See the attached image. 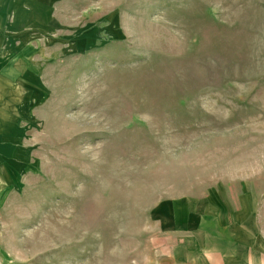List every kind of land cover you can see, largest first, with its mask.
I'll return each mask as SVG.
<instances>
[{"label":"rangeland","instance_id":"1","mask_svg":"<svg viewBox=\"0 0 264 264\" xmlns=\"http://www.w3.org/2000/svg\"><path fill=\"white\" fill-rule=\"evenodd\" d=\"M0 26V264H203L221 211L264 264V0H0Z\"/></svg>","mask_w":264,"mask_h":264},{"label":"crops","instance_id":"2","mask_svg":"<svg viewBox=\"0 0 264 264\" xmlns=\"http://www.w3.org/2000/svg\"><path fill=\"white\" fill-rule=\"evenodd\" d=\"M4 35H2V28L0 26V48L4 43L3 39ZM9 41L7 46H9ZM13 68L9 69V72L0 71V127H9L10 123L13 121V117L16 112V102L18 100L25 99L24 89H22L23 95L22 98L18 96L20 89H18L15 80L17 79V73L15 72V64H13ZM11 81V82H10ZM25 88V87H24ZM1 143H9L7 141H1ZM0 159L6 160L7 150L2 151L0 149ZM7 161V160H6ZM1 174V171H0ZM224 211L214 213L209 216L203 214V264H208V258L216 257V260L220 259L224 264H241L238 250L240 246L250 248L253 238L250 240L249 238L245 243L241 242L239 233L235 225L227 226L226 223L222 221V217ZM209 219H214L211 223L207 221ZM220 220L217 222L216 220ZM235 219H238L236 216ZM255 242V241H254ZM226 257H231V260L228 261ZM249 259V255H247ZM254 256L248 260L247 264H251ZM206 258V259H205ZM244 264V263H243Z\"/></svg>","mask_w":264,"mask_h":264}]
</instances>
